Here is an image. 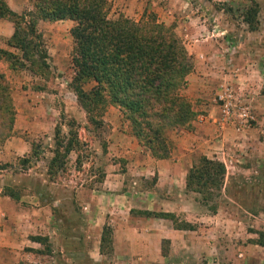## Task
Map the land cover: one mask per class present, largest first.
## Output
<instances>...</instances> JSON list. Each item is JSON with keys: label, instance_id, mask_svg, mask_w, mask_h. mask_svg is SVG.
<instances>
[{"label": "rangeland", "instance_id": "rangeland-1", "mask_svg": "<svg viewBox=\"0 0 264 264\" xmlns=\"http://www.w3.org/2000/svg\"><path fill=\"white\" fill-rule=\"evenodd\" d=\"M106 1L111 9V17L123 14L138 20L145 12L150 13V19L170 26L190 57L194 45L202 48L198 42L211 39L210 45L200 51L219 52L224 56L221 63L215 56L207 59L210 63L208 66L221 71L220 76L208 75L212 85L215 84L214 80L219 81L213 92L208 90V94L210 91L212 93L210 99L217 106L219 118L235 132L252 125L253 121L246 113L248 103L245 93L249 91L238 83L234 88L228 86L232 76H229L226 68L233 54L251 52V45L245 46L244 50L239 45L240 41H247L248 36L244 31H248V24L257 22L256 29L264 31V0H200L204 2L203 5L198 4L199 0ZM32 2L27 0L30 7ZM255 6L257 14L253 15ZM0 20L7 21L4 18ZM219 22L227 23L226 27L221 28ZM37 29L42 34L43 30ZM235 36L246 37L237 41ZM6 40L3 50L18 55L19 51L7 46ZM43 41L46 45L44 37ZM58 64L60 73L55 71L53 65L56 77L44 81L23 67L14 64L11 67L9 63L0 62V70L8 81L12 107V114L6 113L7 116L3 113L0 118V152H27L23 157L13 156L7 161L1 159L0 154V174H5V178L0 177V198L8 197V200L0 199V264H126L123 256L122 260L114 258L110 252L111 232L105 236L107 241L102 242L100 254L96 253L100 222L92 221L82 208L86 199L74 202L72 199L80 185L85 189L100 187L102 167L114 160L110 152L130 151V138H126L123 145L122 142L121 145L115 144L120 140L119 134L128 132L129 136H134L130 133L129 125L123 122L120 110L112 105L105 106L101 125L86 124L84 113L67 85L72 75L70 56ZM90 86L87 84L84 88ZM260 92H264V83ZM225 102L230 103L226 111L223 110ZM240 112L245 114L240 116ZM71 119L75 123L79 144L68 152L62 170L49 175L47 165L55 145L53 130L58 127L65 143L69 130L67 122ZM190 129L191 125L188 128L185 122L183 126L173 125L164 133L165 143L168 152L171 148L173 152H190V157L182 158L178 165L185 174L192 165L198 164L201 157L212 159L210 152H216L214 154L220 160H213L221 162L225 172L222 184L209 199L185 188V174L180 181L177 173L170 188L167 178L160 179L154 186L157 175L152 174L151 169L150 173L146 171L132 175L128 172L123 179L122 195L126 201H134L144 208L156 204V191L166 197L171 195L170 199H176L180 209L178 213H173L177 221L185 222L186 217L188 224L200 235L206 236L208 241H215L216 238V250L210 252L202 251L200 240L196 238H185V247L172 248L164 242L161 253L167 259L158 260V264H264V247L253 243L255 232L264 231V157L260 158V163L248 156L250 152L264 154V146L234 145L236 135L216 148H208L200 140L192 142L190 146L186 141L177 144L175 137L179 130ZM31 144L36 145L35 154L32 153ZM76 149L79 150L78 154ZM140 152L148 151L143 148ZM226 152L233 153V156L245 152V155L241 160H230ZM76 155L79 156L78 161ZM21 158H29V163H23ZM124 164L122 161L120 167L126 172ZM39 177L46 183L40 181ZM6 182L12 183L6 185ZM6 190L14 192L17 200L6 195ZM129 193L132 195L129 196ZM81 197H84L83 193ZM143 210L136 209L133 215L143 217L138 213ZM98 212L95 219L103 215L102 209ZM58 228L61 234L57 233ZM33 236L47 240L38 243L31 239ZM134 256L141 257L143 254L136 251Z\"/></svg>", "mask_w": 264, "mask_h": 264}, {"label": "trees", "instance_id": "trees-1", "mask_svg": "<svg viewBox=\"0 0 264 264\" xmlns=\"http://www.w3.org/2000/svg\"><path fill=\"white\" fill-rule=\"evenodd\" d=\"M110 11L106 0H33L30 9L15 13L0 0V18L12 25L6 44L19 51L14 55L0 49V62L23 67L44 81L54 80L37 24L39 21H72L69 35L73 42L70 54L73 74L67 85L84 113L86 124L101 125L105 106H115L140 147L156 160L165 159L168 148L164 133L173 125L183 126L184 122L189 128L196 117L189 101L180 93L192 69L191 57L170 26L150 19V13L143 12L135 21L123 14L111 17ZM256 14L255 6L253 15ZM256 24H248V30H256ZM87 84L91 86L85 89ZM8 89V81L0 70V118L3 113L12 114ZM69 121L65 143L58 127L53 130L55 145L47 165L49 175L62 170L68 152L79 144L74 120ZM34 147L36 145L31 144L33 154L36 153ZM78 158L76 155L77 161ZM21 161L29 163V158H21ZM224 172L221 162L201 157L198 164L186 171L184 186L209 199L222 184ZM103 175L102 172L100 181ZM6 195L18 198L10 190H6ZM138 213L143 217L169 220L173 229L193 230L192 225L177 221L172 213L147 210ZM109 232L110 228L104 225L99 250ZM255 234L253 243L264 247V231ZM31 239L38 243L47 240L38 236Z\"/></svg>", "mask_w": 264, "mask_h": 264}, {"label": "crops", "instance_id": "crops-1", "mask_svg": "<svg viewBox=\"0 0 264 264\" xmlns=\"http://www.w3.org/2000/svg\"><path fill=\"white\" fill-rule=\"evenodd\" d=\"M4 1L8 8L15 13H19L26 8L27 10L30 9V4L27 3V0ZM198 4L203 5L204 2L200 1ZM221 22L219 23L221 24ZM226 24L222 23L220 27L225 28ZM37 25L39 29L43 30L42 36L47 42L45 47L51 69L54 65L55 71L60 73L58 62L64 61L71 54L73 45L69 35V29L73 26V22L69 20L54 22L39 21ZM11 33V23L0 20V48L5 49L6 45L4 41L9 38ZM244 33L248 36L246 42L240 41L244 40L246 36H235V39L240 41L239 45L242 47V50L248 45H251L252 50L246 54L235 53L233 56H230L226 69L229 72V76H232V80L229 81L228 86L234 88L235 84L238 83L244 85L246 91H249L245 93L248 103L246 113L252 119V125H247L245 129H239L235 132L230 126L226 127L219 118L217 106L212 103L213 99H210V95H212L211 91L208 94V90L211 89L213 92L214 87L217 85L216 83H219V81L214 80L215 84L212 85L213 82H209L211 78L208 75L217 76L219 74L220 76L221 71L217 70L219 68L208 66L207 64L210 63H208L207 59H212L215 56V59H218V62L221 63V58L224 59V56L219 52H201V49L207 48L206 45H210L211 40L207 38L202 39L198 42L202 48H197V45H194L192 48L190 54L193 62L192 69L186 75V85L180 92L190 102L192 110L196 112L197 116L191 121V129L189 131L179 130L176 134L175 141L177 144H183L186 141L190 146L192 142L196 143L200 140L208 148H216L223 144V141L231 140L236 135L237 139L234 145L241 147L244 145L254 147L264 146V92H260L264 83V31H261L260 28L259 30L244 31ZM203 45L205 46L203 47ZM52 71L54 73L53 69ZM55 73L54 75L56 77L57 74ZM204 93H207V95ZM119 136L120 140L115 144L121 145L122 142L123 145L126 138H130L132 139V141L130 140V148L132 150H128L129 152H110L109 154L114 157V160L105 164L103 167L101 166L104 175L100 182V187L98 189H85L80 185L75 189V195H73L74 197L72 199L73 202L74 200L80 201L82 198L86 199L83 202L82 208L88 212V216L92 221L97 220L100 222L97 229L98 245L96 247V253L100 254L99 243L104 225L109 226L112 234L110 252H112L114 258H120L122 260L123 256L126 264H158V260L167 259L165 255H161L162 241L167 242L172 248L180 247V245L185 247V238L187 237L199 239L202 251L210 252V250H216V238L215 241H208L206 236L200 235L194 229H173L169 220L133 215V213H136V209H144L151 212L178 213L180 209L177 207L176 199H170L171 195L166 197L167 195L163 196L161 192L156 191V204L145 206L144 208H141L134 201H126L122 195L124 175L126 173L128 174V172L132 175L137 172L142 174L147 171V173H150L151 169L153 171L152 174L157 175L154 186H157V181L160 179L167 178L168 183L171 185L169 186L168 184V188L173 187V181L177 173L180 175V181L183 180L185 171L178 165L182 158L190 157V152H173L171 148L169 149L167 158L156 160L148 152H140L142 148L138 146L137 142L133 139L134 137L129 136L128 132H122ZM224 146H226V143ZM26 153L0 152L2 155L1 159L6 161L13 156L23 157ZM214 153L216 152H210V158L219 159ZM105 154H108V152ZM225 155H228L231 158L230 160H241L245 152H239L235 156H233V153L226 152ZM248 156L254 162L261 163L260 158L264 157V154L260 155L257 152H250ZM122 161L125 163L124 167H126V172H123L122 167H120ZM1 176L5 178V174H0ZM39 178L40 181L46 183L41 177ZM11 183L6 182L5 184L10 185ZM82 193L84 197H81ZM170 193L172 194V192ZM130 195L132 194L129 193ZM0 199L8 200V197H2ZM122 207L124 210H122ZM100 209H102L103 215L102 217L100 216V219L99 216L98 219H95L96 212L99 213L98 211ZM130 210L132 211L130 212ZM184 219L188 223L189 220L186 217ZM214 232L217 235L216 229H214ZM57 233L61 234L60 228L57 229ZM136 251L143 254V256H134ZM119 263H122V261Z\"/></svg>", "mask_w": 264, "mask_h": 264}, {"label": "built area", "instance_id": "built-area-1", "mask_svg": "<svg viewBox=\"0 0 264 264\" xmlns=\"http://www.w3.org/2000/svg\"><path fill=\"white\" fill-rule=\"evenodd\" d=\"M230 105L229 102H225L223 104V110L226 111L227 110V106ZM241 111H245L244 109H242ZM245 113L244 112H240V116L244 115Z\"/></svg>", "mask_w": 264, "mask_h": 264}]
</instances>
